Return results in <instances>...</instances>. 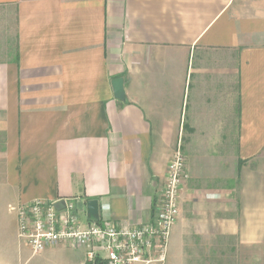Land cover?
<instances>
[{"label":"crops","instance_id":"1","mask_svg":"<svg viewBox=\"0 0 264 264\" xmlns=\"http://www.w3.org/2000/svg\"><path fill=\"white\" fill-rule=\"evenodd\" d=\"M178 149L190 178L154 264H264V0H0V264L84 263L19 240L10 209L33 201L151 223Z\"/></svg>","mask_w":264,"mask_h":264},{"label":"built area","instance_id":"2","mask_svg":"<svg viewBox=\"0 0 264 264\" xmlns=\"http://www.w3.org/2000/svg\"><path fill=\"white\" fill-rule=\"evenodd\" d=\"M187 161L178 149L170 162L158 206L151 223L139 227L116 226L100 218L89 228L82 227L77 204L33 201L12 207L16 214L18 238L40 255L63 243L86 251L83 264H154L164 263L170 235L181 212L182 193L189 180Z\"/></svg>","mask_w":264,"mask_h":264},{"label":"water","instance_id":"3","mask_svg":"<svg viewBox=\"0 0 264 264\" xmlns=\"http://www.w3.org/2000/svg\"><path fill=\"white\" fill-rule=\"evenodd\" d=\"M113 89L115 92V98L119 101H125V91H124V81L123 79H117L113 82ZM86 206L87 220L90 223H99L100 221V204L97 200H92L87 203L79 202L77 203V208L79 211H84ZM65 208V202L60 201L56 204V209L61 211Z\"/></svg>","mask_w":264,"mask_h":264},{"label":"rangeland","instance_id":"4","mask_svg":"<svg viewBox=\"0 0 264 264\" xmlns=\"http://www.w3.org/2000/svg\"><path fill=\"white\" fill-rule=\"evenodd\" d=\"M85 222V221H84ZM200 242V240H197L196 241V243H199ZM237 251V250H236ZM238 255H240V258H238V259H236L235 260V264H250V263H246V260L247 261H250V259H252V257H253V255H252V253H249V252H245V253H240V254H238L237 252H236V257L238 256Z\"/></svg>","mask_w":264,"mask_h":264}]
</instances>
